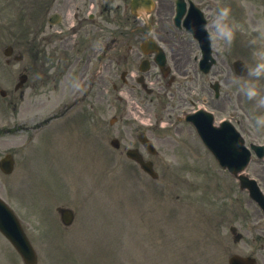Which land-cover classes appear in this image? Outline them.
Wrapping results in <instances>:
<instances>
[{"label": "rangeland", "instance_id": "obj_1", "mask_svg": "<svg viewBox=\"0 0 264 264\" xmlns=\"http://www.w3.org/2000/svg\"><path fill=\"white\" fill-rule=\"evenodd\" d=\"M230 4L231 7L235 8L242 5V8L245 10L246 19L244 20L245 32L243 39L246 45H249L248 40L251 38V35H255V33H250V25L264 26V0H230ZM11 13H13V9ZM118 25L116 23V26ZM235 43L236 41L229 46L222 41L220 43L219 41H214L216 49L224 47L226 50H229L230 48L225 65L239 57H243L249 64H254L255 60L251 53V46H246L244 51L239 52L237 50L234 51ZM234 77L233 73L230 79ZM240 101L241 96L238 102ZM128 105L129 109L134 110L137 115L139 114L144 117L140 113L143 110L136 103L129 102ZM114 110L110 104L93 102L82 104L74 114L76 118L81 113V119L75 121L77 132L85 139L92 135L96 136V146H93L90 150L87 149L81 152V145H84L85 142H81L80 146L77 147L76 142L78 139L76 138V134L72 132L69 126H65L61 133L50 140L47 146L39 152V164L35 167L38 182L0 183L1 195L7 199L11 206L17 209L22 216L21 218H23L24 226L29 232V236L37 250L38 264H137L133 259L137 260L141 256L131 255V250L134 247V249H137L136 245L141 246V244H145L146 249L149 247V252H146L147 264H168L167 250H164L165 242L159 239V235L155 236L153 233L155 230L152 229V226L156 227L157 233H165L166 228L168 230L172 225H180L184 218L190 221L189 227L195 230L187 232L185 238L181 236L180 232L177 234L178 242L181 245L183 244L189 258H192V254L195 253L197 264H216L209 255L215 254L213 250H208L209 242L206 243L208 248H204L201 251L191 248L195 245V242L199 248L203 246L199 241L203 240L204 227L201 224H196L198 221L197 214H184L176 209L177 214H174V216L167 215L169 212L174 213L173 207H178L179 209L181 206L189 207L196 213L197 209L207 212L201 200L207 201L210 206L214 204L221 205V202L218 200L209 199L205 196L194 203L193 198L195 196L200 198L201 196L199 191L195 192L192 189H186L176 177L178 175L191 182L205 181L206 173L203 171V167L209 164L207 162L208 153H200L195 149V145L200 144V142L195 134L191 133L186 127V129L182 130L181 135L173 134V136L175 135L174 138L177 145L174 142L168 145L170 148L159 145L161 149L159 151L160 158L156 167L160 174V179L159 182H154L143 175L133 163L125 158L124 151L116 152L108 146L107 139L112 136H118V133L123 134L129 141L131 137L135 136L133 130L125 124H119L115 127H111L108 124ZM96 111H108L109 117L106 116L100 119L98 116L99 112ZM256 115L254 113L252 116L253 121H255ZM83 116L85 118H82ZM73 118L69 117L66 120L70 121ZM132 118L136 120V117L133 116ZM100 121H106V126L103 125V128H101L99 125ZM253 131L264 135V129L253 127ZM57 132L55 131V135ZM3 141L6 142L7 147L15 144L17 138L5 139ZM127 147L128 144L125 142L123 148ZM184 147L194 148L196 154L193 155L190 150L181 149ZM28 153V149L23 150L24 157ZM85 157L91 160V173L84 177L83 184H81L80 176L84 172V164L81 158ZM202 159L205 161L204 164L201 163ZM207 177L211 181L215 179L214 174L210 171L207 172ZM71 178L80 181V185H75L71 188L67 183L65 188L62 187L56 191V201H42L39 193L40 186L43 185L52 192H55L61 179L68 182V179ZM161 181H163L166 189L164 186L161 189L162 186L159 185ZM217 182L218 185H221L222 179L219 178ZM17 188H19V192L16 191ZM231 197H233V194H227L221 198L223 199V203L228 206ZM158 199L162 202H170L163 204ZM124 200L127 203L125 201L122 205L121 202H124ZM93 203L101 206L103 211H111V214L123 223V226L120 228L114 226L117 231L120 232L122 228H127V233L124 232L126 237L122 241L120 240V235L117 240L109 239L113 236V233H104L100 230L98 224H95V227L99 229L94 231L88 228H81L80 236V231L76 230L79 228V213L81 216V209L83 207L90 210L89 212L94 213L95 207L91 208ZM245 204L247 214H251L252 210H254L256 219L260 218V212L254 207V203L247 200ZM59 205L74 207L77 213V221L73 227L76 231L73 235L69 236L68 242L65 239H61L60 232L64 230L58 219L56 221L54 214L55 208ZM41 206H43L42 209ZM160 217H162L163 222L158 221ZM102 218L104 220L107 219L105 215ZM133 218L139 220V225L133 223ZM57 222L60 228H58ZM132 224H134V227H132ZM135 225H138V227H135ZM142 227L141 233L146 236V239L139 237L140 232L137 231V228L142 229ZM190 232H194L191 237L188 236ZM65 233H69V231ZM0 239L3 240L1 237ZM87 240H89L90 244L88 250L91 249L89 252H93L94 255L91 258L81 257V246H86L84 243L86 242L87 244ZM169 240L167 238V241ZM66 243L68 246H63ZM162 244L163 248H161ZM166 248H168L167 244ZM161 249L164 250L163 253ZM178 254L179 251L176 254L177 258L180 257ZM189 258H183L186 260V263L182 264H194L191 263ZM170 263L173 264L172 262ZM0 264H23V262L9 244L0 241Z\"/></svg>", "mask_w": 264, "mask_h": 264}, {"label": "flooded vegetation", "instance_id": "obj_2", "mask_svg": "<svg viewBox=\"0 0 264 264\" xmlns=\"http://www.w3.org/2000/svg\"><path fill=\"white\" fill-rule=\"evenodd\" d=\"M34 7L31 14L26 15L30 20V30L24 39L21 35H17L14 40V46L9 50L7 69H2L0 74V80L5 82L7 86L4 89L6 98H13L18 96L17 90H11V85H17L21 79L24 78L23 90L20 92L22 97L23 92L30 87L36 86L37 82L50 84V90H40L41 94H53V82L59 81L60 78L65 76V73L60 72V68H55L52 62H49L46 58L49 53L53 51L49 49L50 42L53 39L52 31L54 25L49 24V15L53 14L54 7L61 10L68 9L72 4L78 0H33ZM111 2L113 0H104ZM41 4L42 7L37 8V4ZM51 16V15H50ZM23 15H18L17 18L22 20L26 18ZM62 20L56 25L60 26ZM79 29L81 30V20L79 23ZM63 43L66 41V37L62 36ZM7 46H4V49ZM41 55L43 56L42 58ZM12 79V82H11ZM16 81V82H15ZM55 91H58V85L55 86Z\"/></svg>", "mask_w": 264, "mask_h": 264}, {"label": "clouds", "instance_id": "obj_3", "mask_svg": "<svg viewBox=\"0 0 264 264\" xmlns=\"http://www.w3.org/2000/svg\"><path fill=\"white\" fill-rule=\"evenodd\" d=\"M212 25L216 38L229 46L236 41L238 32L245 31L243 24L233 17L230 5L217 8L213 16ZM249 31L250 33H255L248 40L255 63L249 64L245 62L248 73L246 76L238 75L237 84L239 91L248 100L254 101L258 110L253 127L264 129V91H262L261 87V79L264 78V26L250 25Z\"/></svg>", "mask_w": 264, "mask_h": 264}, {"label": "water", "instance_id": "obj_4", "mask_svg": "<svg viewBox=\"0 0 264 264\" xmlns=\"http://www.w3.org/2000/svg\"><path fill=\"white\" fill-rule=\"evenodd\" d=\"M18 232H17V237L14 238L15 243H17L20 247L21 250L23 251V253L30 258V251L27 249L28 245L26 244L24 237L21 235L20 230L17 228ZM29 261H31V259H29Z\"/></svg>", "mask_w": 264, "mask_h": 264}]
</instances>
